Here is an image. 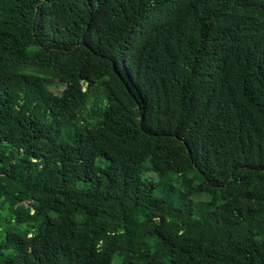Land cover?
Here are the masks:
<instances>
[{
	"label": "trees",
	"instance_id": "obj_1",
	"mask_svg": "<svg viewBox=\"0 0 264 264\" xmlns=\"http://www.w3.org/2000/svg\"><path fill=\"white\" fill-rule=\"evenodd\" d=\"M0 264H264V0H0Z\"/></svg>",
	"mask_w": 264,
	"mask_h": 264
},
{
	"label": "rangeland",
	"instance_id": "obj_2",
	"mask_svg": "<svg viewBox=\"0 0 264 264\" xmlns=\"http://www.w3.org/2000/svg\"><path fill=\"white\" fill-rule=\"evenodd\" d=\"M57 83H58V81H51V86H50V88H51V90H53V91L60 92V91L63 90L64 86H63L61 83H60L59 85L56 86ZM192 175H194V173H192ZM175 184H176V181H175ZM207 197H208V196H207ZM205 199H206V197H203V196L196 198V200H205ZM5 213H6V212H5Z\"/></svg>",
	"mask_w": 264,
	"mask_h": 264
}]
</instances>
